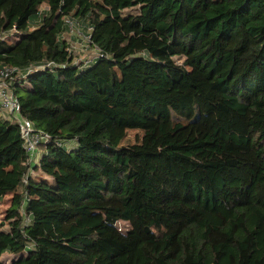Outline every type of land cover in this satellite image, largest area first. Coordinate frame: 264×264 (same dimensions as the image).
<instances>
[{
    "label": "trees",
    "instance_id": "1",
    "mask_svg": "<svg viewBox=\"0 0 264 264\" xmlns=\"http://www.w3.org/2000/svg\"><path fill=\"white\" fill-rule=\"evenodd\" d=\"M4 65L50 140L24 181L0 114V264H264V0H0Z\"/></svg>",
    "mask_w": 264,
    "mask_h": 264
},
{
    "label": "built area",
    "instance_id": "2",
    "mask_svg": "<svg viewBox=\"0 0 264 264\" xmlns=\"http://www.w3.org/2000/svg\"><path fill=\"white\" fill-rule=\"evenodd\" d=\"M73 21L75 20L66 19V23L68 26H69V23L75 25ZM70 28H71V25H70ZM77 28L78 30L76 33L82 37L83 42L85 44H88L90 41V36L88 34H83L80 28L79 27ZM74 37H77L75 33L73 34V36H70L69 34V39L74 38ZM83 42L76 43L75 41H72L71 47L77 50L87 48V46H85ZM88 56L87 58H77L75 59V62L85 63V62L91 61L94 57L101 56V53L97 48H95L93 49V53L91 54V56L89 57ZM45 66H49V64ZM40 67H43V66L42 65H38L37 67L29 66L24 70H20L16 67H10L7 65L0 66V108L2 110L1 114L5 119L14 120L18 126L20 137L22 139V148L24 149L26 153V158L23 164L29 166L28 170L25 173L24 181H26L28 175L31 173V165L37 159V155L39 153V146L41 144L47 143L50 140V137L47 133L36 129L33 123L29 119L25 118L24 116L20 114L19 100L13 94L10 85L15 77L17 78L20 75L24 77L25 75L32 72L34 69L40 68ZM56 144L57 145L64 144L67 146L68 149H72L75 146V144H73L71 141H68L65 143L62 140L56 141ZM23 214L24 213H22V215ZM27 222H28V218L25 217L23 223H27Z\"/></svg>",
    "mask_w": 264,
    "mask_h": 264
},
{
    "label": "rangeland",
    "instance_id": "3",
    "mask_svg": "<svg viewBox=\"0 0 264 264\" xmlns=\"http://www.w3.org/2000/svg\"><path fill=\"white\" fill-rule=\"evenodd\" d=\"M37 19H38L37 15L31 16V20L30 21H31L32 25L36 24ZM73 23L75 25L69 23L68 32L65 33V35H64L71 45H72V41H71V39H69V34H70V36H73V34L75 33V35L77 36L76 38H80L79 35L76 33L77 30H78L77 27H79L81 31L83 30V26L79 22L77 23V21H73ZM70 25H71V28H70ZM17 35H18V32H16L15 30H10L5 35V38L9 42H11V41H14L17 38ZM83 49H85V50L84 51H80L79 50L78 51L79 53H74V54H76L78 56V58H84V57L87 58L88 55L91 56V54L93 53V50L91 48H89V47L83 48ZM81 56H83V57H81ZM92 63H94V60L91 61L89 65H92ZM1 111L2 110L0 108V114H1ZM221 117H223V114L212 103H208L205 106V108L203 110V113H202V122L206 123L208 125V124L216 122ZM141 134H142V131L139 130V129H128L124 139L121 142V144L130 145V144L136 143V142H138L140 140ZM37 161H38V158L36 159V162ZM8 196L9 195H6L0 201V216H1V218L4 217L5 211L10 205V200L11 199ZM118 226H120V227L124 226L125 227L126 225H125L124 222H119ZM124 227H122V228H124ZM9 256H10L11 259L16 257L15 255H13L11 253H7L6 252L2 256V259L4 261H6V259L9 258ZM5 263H7V261Z\"/></svg>",
    "mask_w": 264,
    "mask_h": 264
},
{
    "label": "crops",
    "instance_id": "4",
    "mask_svg": "<svg viewBox=\"0 0 264 264\" xmlns=\"http://www.w3.org/2000/svg\"><path fill=\"white\" fill-rule=\"evenodd\" d=\"M72 143L75 144L74 142H72ZM40 153H41V152L39 151V153H38V155H37V158H39ZM35 163H36V160H35V162H34L33 164H35ZM8 197L11 199V195H9ZM2 199H3V198H2Z\"/></svg>",
    "mask_w": 264,
    "mask_h": 264
}]
</instances>
